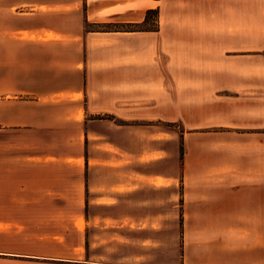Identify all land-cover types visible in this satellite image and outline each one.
Listing matches in <instances>:
<instances>
[{
  "label": "crops",
  "instance_id": "0c3cea01",
  "mask_svg": "<svg viewBox=\"0 0 264 264\" xmlns=\"http://www.w3.org/2000/svg\"><path fill=\"white\" fill-rule=\"evenodd\" d=\"M151 9L158 29L85 27ZM254 23L264 0H0V264H69L62 248L135 245L150 227L167 238L174 198L179 264H264Z\"/></svg>",
  "mask_w": 264,
  "mask_h": 264
},
{
  "label": "rangeland",
  "instance_id": "374dc122",
  "mask_svg": "<svg viewBox=\"0 0 264 264\" xmlns=\"http://www.w3.org/2000/svg\"><path fill=\"white\" fill-rule=\"evenodd\" d=\"M158 11L149 12L147 15L146 24H130V23H115V22H102V23H86V29H132V28H153L158 29V20H157ZM260 15V8H254V17ZM254 38L264 34V25L254 23ZM262 31V32H261ZM262 42L254 39V43ZM257 46L254 45V49ZM254 52L257 50H253ZM47 75L52 77V73L47 72ZM51 79V78H50ZM17 91L14 90V93ZM13 93V94H14ZM174 127V154L178 153V145L181 146V129L178 123L173 124ZM263 131V130H262ZM261 132V131H260ZM260 138L264 139V133H260ZM180 143V144H179ZM178 169L177 166H174V171ZM180 186V184H179ZM175 189L178 188L177 185L174 186ZM177 197V191L174 192V197ZM182 200L180 198H174V213L172 217V231L167 233V238L164 235V231L160 228L150 227L145 228L141 231V239L139 242L132 243L126 242L125 247L119 248L118 246H105L101 247L96 246L92 248H87L83 245V240H81L82 245L75 249L76 252H71L72 249H61L62 254H70V258L74 259L69 264H93L88 261L100 259L103 261L106 260H116L118 254L124 253L126 262L131 261L133 264H179L182 259V246H181V237H182V212H181ZM106 228V227H104ZM112 229H115V226H111ZM86 234H88L86 232ZM94 236L95 240H98L100 243H117V234L116 230H95L91 233ZM83 233L79 234V239H82ZM137 240V239H136ZM129 244V245H127Z\"/></svg>",
  "mask_w": 264,
  "mask_h": 264
},
{
  "label": "trees",
  "instance_id": "16d2710c",
  "mask_svg": "<svg viewBox=\"0 0 264 264\" xmlns=\"http://www.w3.org/2000/svg\"><path fill=\"white\" fill-rule=\"evenodd\" d=\"M153 11L157 12V10H155V9L147 10L146 17H145L144 21L142 22V24H146L147 23V15H148L149 12H153ZM136 24H140V23H136ZM135 29L136 28H132V30H135ZM142 29L146 30V29H153V28H137V30H142ZM263 133H264V131H263ZM181 156H182V146H180V158H181Z\"/></svg>",
  "mask_w": 264,
  "mask_h": 264
}]
</instances>
